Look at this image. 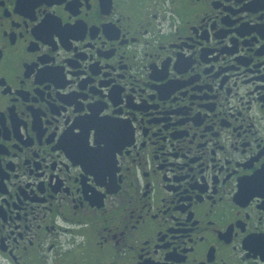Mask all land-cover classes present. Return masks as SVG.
Returning <instances> with one entry per match:
<instances>
[{"label": "flooded vegetation", "instance_id": "flooded-vegetation-1", "mask_svg": "<svg viewBox=\"0 0 264 264\" xmlns=\"http://www.w3.org/2000/svg\"><path fill=\"white\" fill-rule=\"evenodd\" d=\"M0 264H264V0H0Z\"/></svg>", "mask_w": 264, "mask_h": 264}]
</instances>
